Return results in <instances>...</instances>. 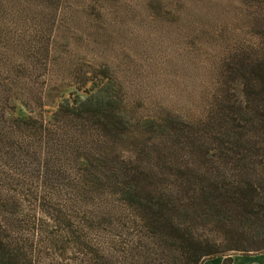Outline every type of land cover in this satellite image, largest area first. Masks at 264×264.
I'll list each match as a JSON object with an SVG mask.
<instances>
[{
  "label": "rangeland",
  "instance_id": "1",
  "mask_svg": "<svg viewBox=\"0 0 264 264\" xmlns=\"http://www.w3.org/2000/svg\"><path fill=\"white\" fill-rule=\"evenodd\" d=\"M263 26L264 0H0V108H8V119L0 123L7 136L0 144V191L17 200L23 214L29 213L31 192L68 215L76 214L68 209L77 202L76 209L97 221L110 204L122 203V195L100 179L102 172L84 171V147L73 143L79 121L57 113L66 100L93 92L76 76L110 65L114 94L134 134L105 137L103 145L113 155L141 154L148 166L155 142H176L169 132L163 137L149 129L147 121L186 128L184 121L197 122L213 108L221 87L241 93L243 80L233 79L228 66L234 54L259 42ZM225 75L232 78L227 85ZM94 138L99 141L95 128L82 144ZM200 158L196 148L167 162L194 166ZM47 165L62 175L50 176L45 185ZM107 234L99 229L89 240Z\"/></svg>",
  "mask_w": 264,
  "mask_h": 264
},
{
  "label": "trees",
  "instance_id": "2",
  "mask_svg": "<svg viewBox=\"0 0 264 264\" xmlns=\"http://www.w3.org/2000/svg\"><path fill=\"white\" fill-rule=\"evenodd\" d=\"M258 35L259 42L234 54L228 66L233 79L243 80L241 93L221 87L213 108L197 122L184 121L186 128L147 121L149 129L163 137L169 132L176 142L170 147L155 142L148 166L141 154L113 155L103 145L105 137L126 140L134 134L131 118L120 111L122 99L114 94L110 65L79 73L78 84L93 92L66 100L57 113L79 121L73 143L84 147L79 156L89 165L84 171L102 172L100 179L122 195V203L110 204L96 221L76 209L77 202L68 209L76 214L68 215L43 194L29 192V213L23 214L21 204L0 191V264H204L221 255L224 264H232L231 251L264 252V26ZM224 77L225 84L232 79ZM7 111L0 108V123ZM94 128L99 141L82 144ZM6 138L0 129V144ZM196 148L200 165L167 162L168 156L190 155ZM42 172L45 185L50 176L62 175L48 165ZM99 229L107 238L89 240Z\"/></svg>",
  "mask_w": 264,
  "mask_h": 264
},
{
  "label": "crops",
  "instance_id": "3",
  "mask_svg": "<svg viewBox=\"0 0 264 264\" xmlns=\"http://www.w3.org/2000/svg\"><path fill=\"white\" fill-rule=\"evenodd\" d=\"M225 255L216 256L210 259H207L204 264H224ZM232 264H264V252H255V253H236L233 254Z\"/></svg>",
  "mask_w": 264,
  "mask_h": 264
}]
</instances>
